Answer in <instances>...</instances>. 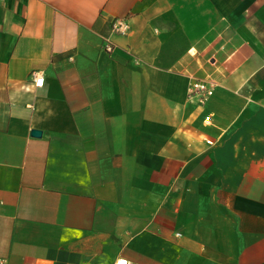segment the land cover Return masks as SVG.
<instances>
[{
    "label": "crops",
    "instance_id": "0c3cea01",
    "mask_svg": "<svg viewBox=\"0 0 264 264\" xmlns=\"http://www.w3.org/2000/svg\"><path fill=\"white\" fill-rule=\"evenodd\" d=\"M0 259L264 264V0H0Z\"/></svg>",
    "mask_w": 264,
    "mask_h": 264
},
{
    "label": "built area",
    "instance_id": "2783aa9c",
    "mask_svg": "<svg viewBox=\"0 0 264 264\" xmlns=\"http://www.w3.org/2000/svg\"><path fill=\"white\" fill-rule=\"evenodd\" d=\"M128 30V24L126 22V17L115 18L111 22V31L118 34H124ZM102 50L106 53H111L113 47L109 41V38H102ZM33 82L36 87H41L43 83V77L41 75H34ZM213 87L212 84H208L205 81H193L189 86V96L196 97L199 104H204L205 101L212 94ZM207 122V121H206ZM208 144H211V141H206ZM2 260L0 259V263ZM114 264H127L126 260H118Z\"/></svg>",
    "mask_w": 264,
    "mask_h": 264
},
{
    "label": "water",
    "instance_id": "95a60500",
    "mask_svg": "<svg viewBox=\"0 0 264 264\" xmlns=\"http://www.w3.org/2000/svg\"><path fill=\"white\" fill-rule=\"evenodd\" d=\"M31 135H32V136H39V135H40V132H39V131H36V130H33V131L31 132Z\"/></svg>",
    "mask_w": 264,
    "mask_h": 264
}]
</instances>
